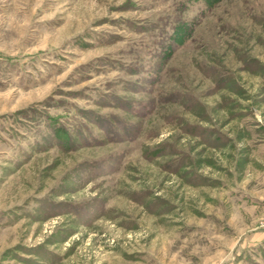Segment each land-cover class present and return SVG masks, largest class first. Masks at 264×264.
<instances>
[{"label": "rangeland", "instance_id": "1", "mask_svg": "<svg viewBox=\"0 0 264 264\" xmlns=\"http://www.w3.org/2000/svg\"><path fill=\"white\" fill-rule=\"evenodd\" d=\"M0 264H264V0H0Z\"/></svg>", "mask_w": 264, "mask_h": 264}]
</instances>
